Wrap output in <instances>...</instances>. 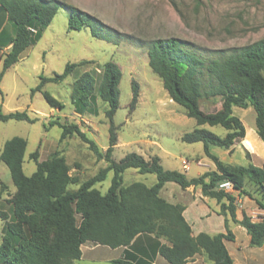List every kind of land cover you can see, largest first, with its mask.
Listing matches in <instances>:
<instances>
[{"label": "trees", "instance_id": "trees-1", "mask_svg": "<svg viewBox=\"0 0 264 264\" xmlns=\"http://www.w3.org/2000/svg\"><path fill=\"white\" fill-rule=\"evenodd\" d=\"M14 35L0 33L2 51L0 81L5 73L21 59L24 51L35 45L44 30L52 23L62 7L69 8L68 28L82 30L89 27L97 38L118 43L121 35L107 27L93 14L62 0H0ZM204 55L193 50L188 41L171 36L157 38L148 50L149 64L161 78L170 98L182 105L186 115L196 120L197 126L182 136L188 143L203 142L206 155L212 159L216 169L196 177L185 172L167 169L158 155L148 159L137 152L126 154L119 161L113 157L118 144L114 116L120 106V82L123 71L115 61H108L92 72H83L73 83L71 100L79 114L93 112V99L98 96L108 107L105 114L109 119V145L103 151L97 142L77 123H65L61 117L49 124L62 128L61 139L79 136L89 144L98 159L109 164L89 179L80 182L78 175L70 173L66 157L57 151L49 158L39 160L36 149L30 154L35 160L36 171L28 175L24 170L28 141L14 136L2 148L0 160L10 170L16 192L8 199L12 207L9 218L4 210L6 230L0 242V264H75L82 257V245L93 241L112 248L134 244L140 234H150L157 240L155 255L164 257L170 264H185L196 254H206L213 264H233V258L225 244L233 233L225 221L227 233L211 235L200 232L193 235L192 226L184 216L185 205L171 203L160 192L167 182H176L182 188L200 186L202 194L216 198L221 203L220 213L230 215L232 220L244 226L251 235L252 246L264 244V220L253 221L244 213L237 219L236 196L219 189L226 179L234 182L240 193L250 194L246 189L251 182L264 190V166L249 162L246 165L228 163L210 151L211 145L230 149L246 136L242 119L234 114L233 107L253 106L256 112V131L264 141V38L244 46L220 49ZM94 62L82 60L68 63L62 73L52 76L41 75L40 83L32 90L41 91L52 108H64V103L43 87L48 82H62L78 66ZM131 111L137 106L139 84L133 80ZM217 100L221 107L205 111L201 101ZM10 119L35 122L27 110L5 112L0 105V121ZM222 126L229 132L221 136L202 125ZM250 152L247 157L250 159ZM136 168L141 173H154L157 182L151 186L135 181L124 184V172ZM113 171L111 185L102 192L96 184L104 181ZM70 184H80L70 189ZM7 185L1 182V189ZM78 215L81 219L78 222ZM153 257H143L126 248L124 256L112 259V264H155Z\"/></svg>", "mask_w": 264, "mask_h": 264}, {"label": "rangeland", "instance_id": "rangeland-1", "mask_svg": "<svg viewBox=\"0 0 264 264\" xmlns=\"http://www.w3.org/2000/svg\"><path fill=\"white\" fill-rule=\"evenodd\" d=\"M68 5L78 7L96 16L107 27L121 35L118 43L109 42L94 36L89 27L82 30L68 28L69 8L62 7L52 23L44 30L42 38L23 53L22 58L12 66L0 81V105L5 112L12 110H27L31 116H38L35 122L10 119L0 121V154L4 143L14 137L27 139L24 170L31 175L36 171L35 160L30 154L39 149V160H45L53 152L64 155L70 165V173L78 175L83 182L98 173L109 163L98 159L89 144L79 136L73 135L61 139L62 128L49 123L58 117L65 123H77L95 140L99 147L106 151L109 145L110 122L105 114L107 103L98 96L93 99V112L79 114L75 111L71 100L74 81L85 71L92 72L105 62H117L123 76L120 82V106L114 116L118 134V145L113 157L119 161L130 152H137L145 158L158 154L163 159L167 169L181 168V160L168 154L171 150L178 156L190 157L203 155L204 143L184 142L180 134L193 130L196 120L186 115L184 107L169 99L165 93L161 78L149 64L148 50L151 42L157 38L175 36L192 44L193 50L204 55H212V51L244 46L264 38V0H62ZM6 13L5 9L0 6ZM1 23V20H0ZM10 23V22H9ZM11 25V23H10ZM8 30V29H7ZM6 33V31H5ZM14 35V31L11 33ZM1 55V54H0ZM94 62L78 66L62 82H48L43 87L55 98L64 103V108H53L49 105L41 91L32 90L40 83V76H52L62 73L68 63H78L82 60ZM2 61L0 60V71ZM133 80L139 84V99L137 106L131 111L130 103L133 97ZM205 111H215L221 107L217 100L201 101ZM161 110V111H160ZM238 115L247 128L255 129L256 112L253 106L236 107ZM173 119H184L173 121ZM215 133L224 136L227 130L222 126H207ZM156 140L159 145L148 141ZM245 144L252 151L259 150L258 145L248 137ZM248 151V150H247ZM254 160L258 165H264L261 154ZM196 174L195 160H192ZM114 172L111 170L107 178L96 184L102 192H107ZM7 187L1 189V182ZM140 181L148 185L157 182L154 173H141L136 168H128L124 172V184ZM80 184H70V189H77ZM168 186H181L168 182ZM255 185L247 182L246 189L254 190ZM12 176L7 165L0 160V210L12 215L11 203L8 201L16 192ZM202 190L198 186L194 192L182 195L181 200L201 197ZM215 199L203 202H193L190 205L194 211L208 206L213 208ZM190 204V203H189ZM81 217L78 215V222ZM215 228L223 226V219L213 215L210 218ZM7 222L0 217V242L6 230ZM220 226V227H219ZM240 234V232H239ZM241 235V234H240ZM151 237V236H149ZM139 236L132 246L136 251H142L149 257L155 255L157 244L152 240ZM144 248L143 246H146ZM230 248H233L230 244ZM147 249V250H144ZM126 250V249H125ZM123 248H112L100 245L94 250L100 258L99 264H112L110 258H119L125 253ZM264 254V250H263ZM200 256L201 264L210 261L206 254ZM159 264L169 262L159 256ZM211 262V261H210ZM77 264H94L87 260ZM98 264V263H95Z\"/></svg>", "mask_w": 264, "mask_h": 264}, {"label": "crops", "instance_id": "crops-1", "mask_svg": "<svg viewBox=\"0 0 264 264\" xmlns=\"http://www.w3.org/2000/svg\"><path fill=\"white\" fill-rule=\"evenodd\" d=\"M0 33L2 32H7L10 36H12V31H13V26L10 25L8 18H7V13H4V11L0 7ZM8 29V30H7ZM11 45H6L4 47V50H0V54L2 51H8ZM28 50V48L24 51V53ZM23 55V54H22ZM22 58V56H21ZM1 60V59H0ZM167 96H169L168 92L165 93ZM169 99L172 100V98ZM175 102V101H174ZM236 107H233L234 114L236 113ZM53 109V108H52ZM185 110V109H184ZM161 111V110H160ZM186 112V111H185ZM173 121H183L184 119H173ZM243 121V120H242ZM244 123V122H243ZM245 125V123H244ZM197 126V123H196ZM195 126V127H196ZM208 124L202 125L201 127H205L207 129ZM246 127V125H245ZM212 130V129H210ZM227 130V129H226ZM192 131V130H191ZM229 132L225 133V135ZM186 132L180 134V138L182 140V136ZM224 135V136H225ZM250 137L259 147V150L257 151H252L247 147L245 144V140ZM183 141V140H182ZM152 145H159V142L156 140H150L148 141ZM185 142V141H184ZM118 145V144H117ZM210 151L217 155L221 160L228 162V163H233V164H239V165H246L249 162L254 163L255 165H258L255 163V159L257 158L258 155H252L253 160L248 161L247 158V150L249 152H256L257 154H261L260 158L264 160V141L260 138L255 129L253 128H247L246 127V136L245 138L236 144L230 149H225L217 145H211L210 146ZM169 155H171L174 158H179L181 160V168H177V170H180L182 172H185L188 177H196L201 174H203L206 171L216 169L215 163L210 159L206 153L205 150L203 152V155L196 154L192 157H190L192 160H195L197 165L195 167V172L196 174H190L189 172L192 171L193 165H192V160H190L188 157H183V156H178L171 150L167 151ZM152 155H158V154H152ZM161 158V163L163 164V159L160 155H158ZM164 166V165H163ZM260 166V165H258ZM264 166V165H261ZM158 180V179H157ZM176 183V182H175ZM167 183L164 184L163 188L161 189V196H163L166 200H168L171 203H182L185 205V210H184V216L187 219V221L191 224L192 226V233L193 235H198L200 232H207L211 235L217 234L219 232H224L227 233V228L225 221L227 219L228 227L233 233V238L232 239H225V244L233 258V264H264V244L262 246H252L251 245V235L248 233L247 229L240 225L238 222H235L232 220L231 216L224 215L220 213L221 209V203L215 199L216 203L214 204L213 208L211 207H203L201 208L200 211H194V209L190 206L192 205L191 203L193 202H203V204L206 203V201H209L211 197L204 196L201 194L200 196H197L196 200L194 198H191L187 201H183L180 199L182 195H185L189 193L190 191L194 192L197 190L198 186H190L186 189L180 187H176L175 185L168 186ZM178 184V183H177ZM148 185V184H147ZM153 185V184H152ZM255 185V184H254ZM151 186V185H149ZM256 186V185H255ZM250 194L246 193H241V200L243 202L242 207L237 206L236 214H237V219L241 220L243 218L244 213L250 215L252 217L253 221H260L264 220V190L259 188L258 186L255 187L254 190L249 191ZM190 203V204H189ZM206 205V204H205ZM213 215L220 216L223 219V226H219L220 228H215L214 224L209 221L211 220L210 218L213 217ZM240 232V234H239ZM139 236H144V234H140ZM139 236L136 238V240L139 238ZM147 238H154L152 239L155 243H157V240H160L161 243L166 242L165 239H156L153 235L146 234ZM151 236V237H149ZM134 241V244L136 242ZM133 244V245H134ZM230 244H232L233 248H230ZM133 245L127 246V247H119V249L123 248L125 250L126 248L129 249L130 251H133L134 253L138 254L139 256L143 257H149L147 254H145L142 251H136L133 249ZM100 246V244H97L93 241H88L82 245V257L79 260H76L75 264L77 262L87 260L92 263H98L101 261L100 258L94 254V250ZM144 248H147L146 246H143ZM147 250V249H144ZM124 256V253L122 251L121 257ZM159 254L151 256L150 258H154L153 262L155 264H159ZM204 256L202 254H196L193 259L188 261L185 264H201V257ZM112 259L115 258H110V262ZM112 263V262H111ZM170 264V263H169ZM206 264H213L212 261H207Z\"/></svg>", "mask_w": 264, "mask_h": 264}, {"label": "built area", "instance_id": "built-area-1", "mask_svg": "<svg viewBox=\"0 0 264 264\" xmlns=\"http://www.w3.org/2000/svg\"><path fill=\"white\" fill-rule=\"evenodd\" d=\"M219 189H222L225 192L232 193L233 195H235L236 196V204H237V206L242 207L243 202L241 200V193L235 187V184H234V182L232 180H230V179L223 180L219 184Z\"/></svg>", "mask_w": 264, "mask_h": 264}]
</instances>
